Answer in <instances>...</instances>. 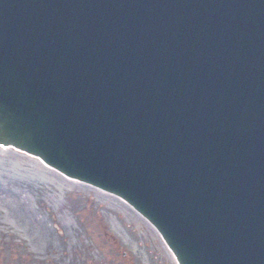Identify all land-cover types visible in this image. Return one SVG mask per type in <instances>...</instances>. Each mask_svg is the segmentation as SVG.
I'll list each match as a JSON object with an SVG mask.
<instances>
[{"label":"water","instance_id":"95a60500","mask_svg":"<svg viewBox=\"0 0 264 264\" xmlns=\"http://www.w3.org/2000/svg\"><path fill=\"white\" fill-rule=\"evenodd\" d=\"M0 148L264 264V0H0Z\"/></svg>","mask_w":264,"mask_h":264},{"label":"rangeland","instance_id":"374dc122","mask_svg":"<svg viewBox=\"0 0 264 264\" xmlns=\"http://www.w3.org/2000/svg\"><path fill=\"white\" fill-rule=\"evenodd\" d=\"M162 247L117 199L0 150V264H173Z\"/></svg>","mask_w":264,"mask_h":264},{"label":"flooded vegetation","instance_id":"af4514ba","mask_svg":"<svg viewBox=\"0 0 264 264\" xmlns=\"http://www.w3.org/2000/svg\"><path fill=\"white\" fill-rule=\"evenodd\" d=\"M123 257L125 258V259H127L126 257H125V255H123ZM126 261V260H125Z\"/></svg>","mask_w":264,"mask_h":264},{"label":"bare ground","instance_id":"6f19581e","mask_svg":"<svg viewBox=\"0 0 264 264\" xmlns=\"http://www.w3.org/2000/svg\"><path fill=\"white\" fill-rule=\"evenodd\" d=\"M50 170V169H49ZM53 172V171H52ZM70 182H74V181H70Z\"/></svg>","mask_w":264,"mask_h":264}]
</instances>
